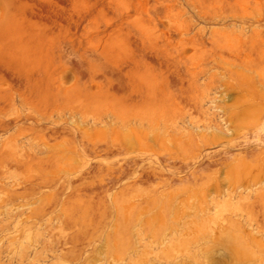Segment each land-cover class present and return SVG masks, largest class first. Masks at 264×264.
<instances>
[{"label":"rangeland","instance_id":"1","mask_svg":"<svg viewBox=\"0 0 264 264\" xmlns=\"http://www.w3.org/2000/svg\"><path fill=\"white\" fill-rule=\"evenodd\" d=\"M263 104L264 0H0V264H264Z\"/></svg>","mask_w":264,"mask_h":264},{"label":"bare ground","instance_id":"2","mask_svg":"<svg viewBox=\"0 0 264 264\" xmlns=\"http://www.w3.org/2000/svg\"><path fill=\"white\" fill-rule=\"evenodd\" d=\"M254 104V103H253ZM258 103H256V105H257ZM260 104V103H259ZM251 105V104H250ZM264 105V104H263ZM253 107H254V105H252ZM251 107V106H250ZM256 107H258V106H256ZM252 108V107H251ZM250 108V109H251ZM249 109V110H250ZM257 109V108H256ZM253 115V114H252ZM256 116V115H255ZM262 117V118H261ZM260 118H258L257 120H259V122H258V125H262V127L260 128V129H262V128H264V113H263V116H261ZM257 130V129H256ZM259 130V129H258ZM263 130V129H262ZM262 130H260V131H262ZM256 136V135H255ZM264 137V136H263ZM264 142V141H263ZM263 155H264V149L262 150V152H261Z\"/></svg>","mask_w":264,"mask_h":264}]
</instances>
